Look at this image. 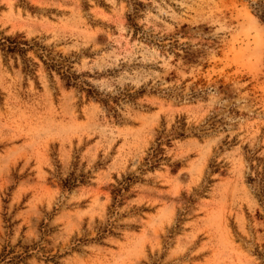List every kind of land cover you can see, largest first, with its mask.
Instances as JSON below:
<instances>
[{
  "label": "rangeland",
  "instance_id": "rangeland-1",
  "mask_svg": "<svg viewBox=\"0 0 264 264\" xmlns=\"http://www.w3.org/2000/svg\"><path fill=\"white\" fill-rule=\"evenodd\" d=\"M256 2L0 0V264H264Z\"/></svg>",
  "mask_w": 264,
  "mask_h": 264
},
{
  "label": "trees",
  "instance_id": "trees-1",
  "mask_svg": "<svg viewBox=\"0 0 264 264\" xmlns=\"http://www.w3.org/2000/svg\"><path fill=\"white\" fill-rule=\"evenodd\" d=\"M254 9H255V15L258 18V20L262 24H264V0H257ZM4 42H6V43H4ZM21 43H23V42H19L17 40H14V38L4 37V38L0 39V49L4 50L6 52H9V53L20 51V49H22V47L19 46ZM23 44H25V43H23ZM128 182H130V178L126 177V181H124L123 184L119 183V187H116L113 189L112 199L114 201L115 200L117 201L118 200L117 197L121 196L122 190H127L128 186H129ZM71 185H72L71 182H69L68 180H64L61 184V187L62 188H70ZM107 231L111 232V230H109V228L102 227L100 229V232H98V234H97V238H102L100 233H105ZM3 251H4V248H2L1 252H3ZM23 254L27 255L28 254L27 250L26 251L24 250ZM0 257L4 258L3 253L0 254ZM20 259H23L22 254H18V255L16 254V255H13L11 258H8V260H6V263H10V262H8L10 260H15L14 264H18ZM3 260L4 259H0V261H3Z\"/></svg>",
  "mask_w": 264,
  "mask_h": 264
}]
</instances>
